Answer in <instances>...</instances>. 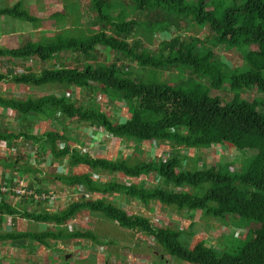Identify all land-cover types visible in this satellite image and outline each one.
Segmentation results:
<instances>
[{"label": "trees", "instance_id": "trees-1", "mask_svg": "<svg viewBox=\"0 0 264 264\" xmlns=\"http://www.w3.org/2000/svg\"><path fill=\"white\" fill-rule=\"evenodd\" d=\"M88 1L95 14L94 28L89 35L75 38L65 27V34L61 36H47L39 43L30 41L18 49L0 50V57L9 64L38 59L46 67L39 75L19 74L12 69L8 76L0 72V83L10 82L33 89L49 85L57 87L52 89L54 94L48 96L33 98L27 95L26 99L19 101L0 97V109L23 117L21 132L26 126H32L29 131L36 129L35 134L26 128L27 133L17 135L0 129V148L13 145L23 149L26 143H32L35 153H47L48 163H68L69 173H59L55 180L84 193L61 211L44 210L36 215L15 208L12 202H7L5 194L0 193V227L6 218L15 221L16 217L37 225L61 227L78 214L88 212L121 228L151 237L169 258L179 264H264V112L258 111L259 107L264 108V101L250 103L242 97L243 91L253 88L264 96V0H230L231 5L225 4L227 0ZM18 2L13 7L0 9V20L12 19L32 26L42 24L23 10L22 1ZM134 13L147 14L148 21L139 23L133 20L131 15ZM76 20L80 21V14L76 15ZM182 22L189 30L206 29L210 34L209 46L195 38L175 36L161 42L158 50L152 53L139 38H146L145 31L149 37L146 41L151 43L156 33L165 35L172 24L179 28L178 23ZM98 48L119 54L129 64L137 65L139 70L145 69L150 75L172 69L189 70L193 77L207 79L210 87L194 82L183 90L156 79L149 81L148 78L134 77L131 66L123 68L114 63L102 66L95 59ZM219 48L240 55L242 64L226 67L216 53ZM68 53L77 54L82 59L68 57L65 55ZM225 84L232 94L231 99L210 96L209 89L220 90ZM57 90L60 92L56 93ZM94 91L113 102L123 101L130 117L116 123L100 106L83 108L79 98L91 99ZM68 93L72 94L73 100ZM79 94L81 96L77 97ZM43 116L59 126L48 131L35 128L29 117L41 119ZM3 117H0V128H3ZM64 121L71 125L86 124L112 138L138 145L162 142L171 148L194 151L215 147L233 149L236 155L252 157L238 173L229 171V162L188 170L184 168L186 159L177 157L157 162L113 160L111 157L99 159L70 148L67 130L63 129ZM20 140L23 142L19 143ZM61 143H64L63 148ZM21 160L22 157L18 156L15 162H8L0 156V165L11 170L7 179L9 185L15 184L14 174H32L35 185L29 187V191L48 195V185H44V189L35 188L48 183L50 176L35 177L34 169ZM73 169L85 171L73 174ZM152 174L160 178L162 185L155 188L145 186ZM114 175L121 176L128 184L99 179ZM2 179L6 182L3 176ZM11 187L8 195L13 193L15 196V186ZM120 195L125 196L127 202L137 199L144 206L157 202L172 208L181 220L183 213H188V218L192 219L199 212L200 219L208 221V225L214 220L222 222L224 227L232 224L237 229L246 230L247 227L248 233L243 239L226 235L225 244L218 239V243L224 245L222 251L203 240L191 247L184 230L167 225L155 227L147 217L128 215L118 209L110 200ZM189 221V228L195 230L196 224ZM208 228L210 232L211 227ZM68 238L99 243L98 236L86 232L0 233L2 243L28 241L45 248H50L51 242ZM184 238L187 243H183ZM231 239L241 240L233 254L226 252Z\"/></svg>", "mask_w": 264, "mask_h": 264}, {"label": "rangeland", "instance_id": "rangeland-1", "mask_svg": "<svg viewBox=\"0 0 264 264\" xmlns=\"http://www.w3.org/2000/svg\"><path fill=\"white\" fill-rule=\"evenodd\" d=\"M19 0H0V9L4 7H13L18 4ZM23 2V10H27L29 15L33 18H37L42 21L41 25L32 26L30 23H22L20 21H15L12 19H7L3 21V18L0 20V50H13L21 48L24 44L33 41L39 43L44 38L51 37L54 35L61 36L64 33V28H68L75 38L91 33V29L94 28V18L95 14L89 8L88 0H21ZM211 0H206V2ZM9 3V4H6ZM227 5H231L232 1L227 0L225 2ZM216 4H214V7ZM227 7V6H226ZM80 14V21L77 22L76 15ZM133 20L138 21L139 23H145L148 21L147 14H138L134 13L131 15ZM92 24V25H91ZM179 28H175L172 24L169 33L160 34L156 33L151 40V43L146 41V38L149 39L147 33L143 31L144 36L141 38L144 45L154 53L158 50L159 44L161 42H166L179 36L182 39L195 38L201 43H206L209 46V32L206 29L195 28L194 30H189L185 27V23H178ZM82 30V31H81ZM65 34V33H64ZM71 36V35H70ZM216 53L219 54L221 61L227 67L234 68L236 65L240 66L242 64V58L240 55H234L233 52H223L221 48L216 49ZM68 57H73L76 60L82 59L77 54L68 53L65 54ZM64 55V56H65ZM95 59L102 66H109L111 63L117 64L119 67L128 68L132 67L133 72H131L134 77L148 78L149 81H155L169 84L172 86L180 87L185 90L188 87L192 86L194 82L200 83L203 86L209 88V83L207 79H200L193 77L189 70H184L180 68L172 69L171 71H161L155 72L154 75H150L146 72L145 69L139 70L137 65L129 64V61L121 58L119 54L110 52L105 48H98L95 54ZM77 65V64H76ZM128 66V67H125ZM45 64L40 62L38 59L22 60V61H12V64H9L7 60L3 57H0V72L5 73V76H8L10 70L12 69L15 73H36L39 75L41 69H44ZM122 68V69H123ZM57 88L52 85L41 87L38 89H33L25 86L14 85L10 82L0 83V97L11 98L12 100H22L26 99L27 95L30 97L36 98L39 95L48 96L54 94L52 89ZM209 94L211 97H224L229 100L232 98L229 87L227 84L223 86L220 90L209 89ZM47 92V93H46ZM76 92H79L78 90ZM58 93V90L57 92ZM80 93V92H79ZM81 95V94H80ZM80 95H76L79 97ZM86 96L84 93L83 96ZM243 99L247 100L250 103L258 100L264 101V96L259 94L255 88L249 91L242 92ZM99 99V100H98ZM79 104L83 108H94L98 105H101V109L111 117L114 122L119 123L126 117L128 119L129 114L125 108L123 101L113 102L104 95L100 93L91 92V99L89 101H80ZM97 105V106H96ZM258 111L260 113L264 112L263 107H259ZM3 118V130L13 132L15 135L18 133L26 132L27 129L32 126H26L22 129L21 132V123L22 119L14 118L15 114L9 113L7 110L0 109V117ZM33 119V118H29ZM66 121L63 122V128L66 127L67 131L72 132V127H70ZM39 124L36 125V127ZM27 128V129H26ZM38 129V128H37ZM47 128L41 127L42 130H47ZM30 129H28L29 131ZM29 131L30 133L35 134V132ZM41 133V132H39ZM68 133V132H67ZM66 133V135H67ZM76 135V133L74 132ZM78 134L76 140L84 139L85 142H82L81 151H89V149L94 148L97 144V139L99 137H92L91 134ZM67 137V136H66ZM23 142V141H22ZM164 143L152 142L151 144L141 143L140 148L142 150L141 159L144 162L159 160H167L171 158H179L182 160L186 159L184 168L192 170L194 168H207L214 163L225 164L229 162V171L232 173H238L241 171L248 160L252 155L245 156L246 154L236 155L232 151H228L223 148H211L209 150H173L172 152H159L161 145ZM27 145V146H26ZM24 148H20L23 152L22 160L25 165H28L37 173L35 177L42 178L43 176H50L45 185H48L47 191L48 195H38L35 192L29 191V187L34 186V176L32 174H27L25 176L21 175L20 179H15V186L13 192L15 196H12L13 193L8 195L10 188L6 189V186H0V193L5 194L7 197V202L15 208L22 210V212L38 214L40 211L50 210L51 212H57L65 209L69 203H71L75 197L72 195H66L68 187L63 186L60 181L55 180L54 169L51 170L50 175L48 173L49 166L52 163H48L47 153H35V150H32V143H26ZM127 145V144H126ZM160 145V146H159ZM1 146V145H0ZM60 146H64V143H61ZM70 146L73 147L72 143ZM76 144L74 143V147ZM104 150L109 149V152H106L104 158L108 159V154L115 153L117 154L120 147L124 150L123 145H114L113 147L109 145L106 148L104 144ZM147 147V149H145ZM155 147V148H154ZM2 148V147H1ZM0 148V156L4 159H7L8 162H15L16 157L10 155H3L6 151V148ZM71 148V147H70ZM83 148V149H82ZM16 149H19L16 147ZM174 149V148H172ZM179 149V148H178ZM145 150L149 152L146 153ZM35 151V152H34ZM152 151H155L152 154ZM112 152V153H111ZM140 152H136L135 155H138ZM146 153V154H145ZM145 154V155H144ZM101 155V156H102ZM144 155V156H143ZM244 162V163H243ZM62 164L66 165V163ZM244 165V166H243ZM4 167L0 165V171ZM85 170V169H84ZM116 178V182H120L123 179ZM106 179V178H105ZM107 180V179H106ZM104 181V179H103ZM139 182V180H137ZM140 183V182H139ZM60 184V185H59ZM150 186L155 188L159 185H162V181L156 175H153L148 179L145 186ZM13 186L11 188H13ZM9 187V186H8ZM5 188V189H4ZM44 189V185L36 187V189ZM22 192V194H18ZM115 197V196H114ZM114 197L111 200L118 209L125 210L126 214L130 215H141L150 219L151 223L155 227H165L169 225L175 230H184L186 233L184 236H189L188 242H190L191 247L197 243L199 240L208 241V243L215 247L218 251L224 249L225 236L229 237L235 236L237 239H243L245 234L247 235V227L244 229H237L236 226L232 224L229 227H224L222 222H215L212 220L209 222L200 219L199 212L195 214V217L192 219L188 218V213L182 214L183 220L176 215V211L172 208L164 207L157 202H149L146 206L141 204L137 199L134 200V204H128L129 202L123 201V198L120 197L119 201ZM79 198V197H76ZM6 201V200H5ZM10 201V202H9ZM176 216V217H175ZM189 220L193 221L196 224L195 230L189 228ZM176 222V223H172ZM211 225V226H210ZM209 227H211L210 232ZM0 233L6 231L16 234H28L36 232H44L49 230L62 231L66 234L73 232L80 233H90L98 236L99 243H95L92 240H78V239H67L58 242H51V247L45 248L37 243L31 244L28 241L12 243L7 241L6 243L0 242V264H139L140 261H147V264H179L173 259L169 258L162 249L153 242L151 237H147L143 233L133 232L119 227L117 224H112L108 220L100 216H93L90 214L78 215L77 217L72 218L63 226H54V225H43L35 224L31 220L21 219L16 217L15 221H11L9 218H6L5 222L0 227ZM208 230V231H207ZM183 236V237H184ZM205 239V240H204ZM220 243H218L219 240ZM66 241V243H63ZM241 241V240H240ZM240 241L231 239L228 243L227 253L233 254L236 247L240 244ZM62 242L65 247L64 250H61L60 243ZM70 246H68V243ZM196 242V243H195ZM73 243V244H72ZM187 243L185 238L184 242ZM70 247L71 249H69ZM73 249V250H72ZM68 257L67 262H61L60 257ZM86 257L85 259H83ZM148 257V258H147ZM184 264V263H182Z\"/></svg>", "mask_w": 264, "mask_h": 264}, {"label": "crops", "instance_id": "crops-1", "mask_svg": "<svg viewBox=\"0 0 264 264\" xmlns=\"http://www.w3.org/2000/svg\"><path fill=\"white\" fill-rule=\"evenodd\" d=\"M19 1H21V0H19ZM3 3H5V0H3ZM6 4H9V3H6ZM3 21H5V20H3ZM69 69H72V66H69L68 67ZM60 91H58V93H59ZM47 93V92H46ZM68 95H70V97L72 98V100L74 99V97L72 96V94L71 93H68ZM80 95V94H79ZM45 96V95H44ZM81 96V95H80ZM79 96V97H80ZM84 97H85V95H84ZM80 99V101H89V99H84L83 98V100L81 99V98H79ZM99 100V99H98ZM97 106V105H96ZM98 106H100V109H101V105H98ZM96 107H94V108H90V109H95ZM85 109H88V108H85ZM102 110V109H101ZM103 111V110H102ZM57 117V116H56ZM4 118V117H3ZM3 118H2V121H3ZM14 118H18V119H22L20 116H18L17 114H15V116H14ZM29 118H33V119H31L33 122H34V126H35V128H41V127H43V128H47L48 127V129L46 130V131H48L49 129H51V128H54V126L56 125V127L57 126H59V125H57V124H55L54 122H52L51 120H49V119H51V118H48V119H46L44 116H43V118H41V119H38V118H34V117H29ZM124 119H126V117L124 118ZM62 120V119H61ZM63 121V120H62ZM67 124H68V122H66ZM37 124H39V126H37L36 127V125ZM70 127H72L73 129H72V132H70V131H67L68 133H67V138L69 139V141H68V145L70 146V143H72V145H73V147L72 146H70L72 149H74V150H81V147L80 146H78V145H82V142L84 143L85 142V140L84 139H81V140H76V136H78V134L80 133V134H85L86 136H89L88 134H91V136L94 138V137H99V139H97V144L95 145V147L94 148H91V149H89V151H85L83 148V150H82V152L81 151H79L80 153H83V152H87L88 154H90L92 157H94V158H99V159H106V158H104L103 157V155L102 154H104V156H106L107 154H106V152H109V149L107 148L109 145H111L112 147L114 146V145H123L124 144V150H122V148L120 147V149H118V151H117V154L116 155H114L115 153H112V154H108L109 156H108V158H112L113 160H115V159H117V158H121V159H123V160H127V161H131V160H133V161H137V162H144V160L143 159H141V155H142V150H144V149H142V148H140V145L141 144H136V143H133V142H128V141H125V140H119V139H115V138H112L110 135H108V134H106V133H103L101 130H99V129H96V128H92V127H90L89 125H86V124H79V125H69ZM63 129H65L66 130V127H64ZM41 131V130H40ZM74 132L76 133V135L74 134ZM22 142V140H20L19 141V143H21ZM74 143L76 144V146L74 147ZM104 144L106 145V148H107V150H104ZM127 144V145H126ZM144 144L145 143H143V146H144ZM160 146V145H159ZM162 147H161V149L159 150V152H167L168 153V151H170V152H172L173 150H181V151H179V152H182V151H185V150H182V149H178V148H174V149H172L171 148V146H169V144L168 143H164V144H162L161 145ZM5 146H3V148H4ZM60 147H62L63 148V146H60ZM155 148V147H154ZM145 149H147V147L145 148ZM213 149H215V147H213ZM168 150V151H167ZM215 150H217V149H215ZM140 152L138 155H135L136 154V152ZM146 151V153L147 152H149L148 150H145ZM206 151V150H205ZM4 152V155H10V156H19V157H23V152H21V150H20V148L19 149H16V147L15 146H13V145H11L10 147L8 146L7 147V149H6V151H3ZM145 153V154H146ZM155 153V151H152V154H154ZM144 154V155H145ZM102 155V156H101ZM143 155V156H144ZM16 157V158H17ZM185 159V158H184ZM16 160V159H15ZM63 163H65V162H63ZM68 165V163H66V165H64V164H62V163H59V162H57V163H53V164H51V165H49V166H52V167H49L48 169H49V171H48V173L50 174V175H52L51 173V170L52 169H54V175H57V174H59V173H69V171H70V169H69V167L67 166ZM85 170H83V169H73L71 172L73 173V174H76V173H82V172H84ZM10 173H11V170L10 169H3L2 171H0V186L1 185H3V187L4 186H6V189H8V188H10L11 186L9 185L10 183L7 181V179H8V177H9V175H10ZM2 176H3V178L6 180V182H3V179H2ZM12 176H14V177H12L13 179H14V181H15V179L16 178H18V179H20V176L21 175H19V174H14V175H12ZM107 180H106V179ZM116 178H120L119 177V175H117V176H101V177H99V179H101L102 181H103V179H104V181L103 182H116ZM1 179H2V181H1ZM135 181H137V180H135ZM116 183H122V184H125V185H127L128 184V182L126 181V180H123V179H121L120 180V182H116ZM43 185H45V184H43ZM60 185V184H59ZM9 186V187H8ZM45 187V186H44ZM5 189V188H4ZM67 189V192H66V195L68 196V195H72V196H74L75 197V199L73 200V201H75L77 198L76 197H80V196H82L81 195V192H78V191H76V190H74V189H70V188H66ZM120 197L121 198H123V201H126V198H125V196H115L114 197V200L116 199L117 201H119V199H120ZM99 197H96V199H98ZM111 200H113V199H111ZM110 200V201H111ZM134 200L135 199H131L130 200V202L128 203V204H130L131 202V204H134ZM70 204V203H69ZM68 204V205H69ZM67 205V206H68ZM122 211H124L125 213H126V211L125 210H122ZM89 214L88 212H82V213H80V215H84V214ZM128 214V213H127ZM79 215V214H78ZM78 215L77 216H75V217H77L78 218ZM128 215H130V214H128ZM176 217V216H175ZM172 223H176V222H172ZM189 223V222H188ZM166 226V225H165ZM167 226H169V225H167ZM205 240V239H204ZM63 243H66V241H64ZM68 243V246H70V243L69 242H67ZM196 243V242H195ZM207 243H208V241H207ZM73 244V243H72ZM212 246V245H211ZM60 247H61V250H64V246H63V244H62V242L60 243ZM69 249H71L70 247H68ZM73 250V249H72ZM68 257H60L59 258V260H61V262H67L68 261V259H67ZM86 257H84L83 259H85ZM148 258V257H147ZM148 262L147 261H140L139 262V264H147ZM59 264V263H58ZM60 264H63V263H60Z\"/></svg>", "mask_w": 264, "mask_h": 264}, {"label": "built area", "instance_id": "built-area-1", "mask_svg": "<svg viewBox=\"0 0 264 264\" xmlns=\"http://www.w3.org/2000/svg\"><path fill=\"white\" fill-rule=\"evenodd\" d=\"M17 193H18V194H22V192H18V191H17ZM83 193H84V192H83V191H81V195H83Z\"/></svg>", "mask_w": 264, "mask_h": 264}, {"label": "clouds", "instance_id": "clouds-1", "mask_svg": "<svg viewBox=\"0 0 264 264\" xmlns=\"http://www.w3.org/2000/svg\"><path fill=\"white\" fill-rule=\"evenodd\" d=\"M21 118H23V117H21Z\"/></svg>", "mask_w": 264, "mask_h": 264}, {"label": "bare ground", "instance_id": "bare-ground-1", "mask_svg": "<svg viewBox=\"0 0 264 264\" xmlns=\"http://www.w3.org/2000/svg\"><path fill=\"white\" fill-rule=\"evenodd\" d=\"M1 189V188H0Z\"/></svg>", "mask_w": 264, "mask_h": 264}]
</instances>
